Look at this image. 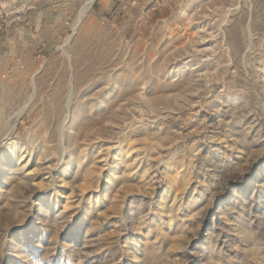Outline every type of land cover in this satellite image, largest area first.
Returning <instances> with one entry per match:
<instances>
[{"label":"rangeland","instance_id":"374dc122","mask_svg":"<svg viewBox=\"0 0 264 264\" xmlns=\"http://www.w3.org/2000/svg\"><path fill=\"white\" fill-rule=\"evenodd\" d=\"M89 1L0 0V264H264V0Z\"/></svg>","mask_w":264,"mask_h":264},{"label":"bare ground","instance_id":"6f19581e","mask_svg":"<svg viewBox=\"0 0 264 264\" xmlns=\"http://www.w3.org/2000/svg\"><path fill=\"white\" fill-rule=\"evenodd\" d=\"M90 2H92V0L89 1L86 5H89ZM85 8H86V7H84L83 9H81L79 15L77 16L76 22H75V24L73 25V28H74V29H76V28L79 26V23H80V21H81V17H82V15H83L84 11H85ZM31 83H32V87H33V92H32V94H31V96L29 97V99L24 103L25 105L28 104L29 100L33 97V94H34L35 89H36L35 78H34V77L31 79ZM23 107H24V105H23ZM25 107H26V106H25ZM18 114H20V111H19V110L16 112V115H18Z\"/></svg>","mask_w":264,"mask_h":264}]
</instances>
